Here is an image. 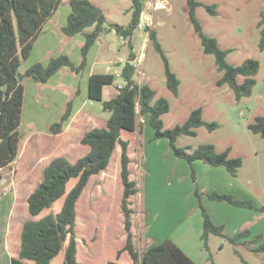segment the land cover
Wrapping results in <instances>:
<instances>
[{
	"label": "rangeland",
	"instance_id": "374dc122",
	"mask_svg": "<svg viewBox=\"0 0 264 264\" xmlns=\"http://www.w3.org/2000/svg\"><path fill=\"white\" fill-rule=\"evenodd\" d=\"M91 1L103 9L107 21L89 50L87 65L79 76L64 67L69 70L59 72L60 78L59 74L53 75L46 83L36 82L27 76L22 78L24 100L19 125V154L13 163L2 169L0 179V264H11V258L20 249L22 224L30 218L28 197L42 181L44 167L57 155L74 161L85 154L88 147L81 142L84 133L105 125L111 115L110 111L103 109L101 101H91L84 91L78 92L80 86L83 87L81 77L92 73H115V82L105 88L103 100L114 97L117 87L125 83L120 75L121 69L132 51L136 53L135 81L148 83L157 92L155 99L165 97L170 103V110L161 116L165 128L184 123L192 110L198 107H202L207 123H218L213 130L201 125L196 129V135L179 136L178 146H188L193 150L202 143H213L218 151L230 147L231 157L243 159L236 176L226 174L230 180L217 172L219 170L214 166L203 164L214 169L210 172L209 169L204 171L194 166L197 182H200V186L197 182L196 185L204 193L203 196L208 199L206 191L216 184L226 192L230 189L236 197L251 199L256 207L262 209L246 208L250 234L243 241L256 239L255 243L242 242L236 247L227 238L211 234L209 244L212 251H207L201 239L204 228L201 208L190 212L184 220L192 200L185 195L187 187L180 186L176 177L185 173L184 165H189L184 159L178 164L168 138H155L148 116L139 115L135 131L123 134V138L129 141V155L132 157L131 178L136 180L139 190L133 203L136 210L133 214L136 246L142 249L140 240L146 245L143 242L144 219L146 224L151 222L150 234L155 239L172 231L169 238L181 245L184 240L199 264H264V252L253 249L264 244V136L249 128L257 116L264 115V50L259 48L261 27L258 24L264 14V0H199L204 4H216L218 13L211 14L205 5L196 9L203 30L216 37L222 49H231L227 55L229 63L239 65L250 57L259 60L260 68L252 94L241 99L236 98L229 85H217L222 72L217 67L214 54L204 50L189 18L187 0H143V19L131 41L111 29L110 24L127 26L130 23L132 0ZM70 12V0H62L36 38L30 56L22 60L20 74H24L32 64H47L52 57L60 54H68L76 64L79 63L77 60L82 58L81 46L85 36H69L62 31ZM147 27L157 30L170 66L180 79L178 95L167 87L164 61L152 45ZM107 52L111 55H106ZM242 80L243 77H239V81ZM71 99L81 106L74 105L72 115L61 132H51L50 125L60 120ZM120 172L119 145L109 167L91 176L78 201L75 231L78 259L84 264H103L105 258L113 256V245L126 241ZM74 182L72 180L69 186ZM195 196L198 199L196 193ZM207 201L214 216L227 222L232 231L236 224L234 214L221 202ZM59 205L56 203L51 210L57 211ZM230 216L231 220L228 219ZM122 226L123 230H120ZM231 231L226 232L229 234ZM64 253L65 247L51 264L62 260Z\"/></svg>",
	"mask_w": 264,
	"mask_h": 264
},
{
	"label": "trees",
	"instance_id": "16d2710c",
	"mask_svg": "<svg viewBox=\"0 0 264 264\" xmlns=\"http://www.w3.org/2000/svg\"><path fill=\"white\" fill-rule=\"evenodd\" d=\"M62 0H0V179L2 169L13 163L19 154L20 132L19 125L22 117L24 76L39 83H46L62 68L80 73L87 65L89 50L97 41L104 29L106 20L103 9L91 0H70L71 12L66 24L62 27L64 34L73 36L83 34L85 42L81 46V61L76 64L68 54L52 57L47 64L36 62L29 66L24 74H20L19 67L22 60L27 59L34 46V42L41 33L45 23L55 14ZM132 17L125 26L111 23L123 38H131L141 24L144 9L143 0H132ZM189 18L198 33L206 53L214 54L218 69L222 76L217 85L227 84L233 90L237 99L252 94L257 80L260 62L256 58H247L241 64L228 62L227 55L231 49H222L216 37L208 35L196 16V9L205 5L211 14H217L216 4H204L199 0H187ZM261 40L259 48L264 50V14L259 21ZM94 27L88 31L89 27ZM152 45L161 54L164 61L166 83L169 90L179 94L180 79L170 66L169 59L158 39L156 29L147 27ZM136 53L132 51L121 69V76L125 83L117 87L114 97L103 100L104 87L113 85L116 74L112 72L92 73L88 77L87 95L91 101H101L104 110L111 115L105 125L93 127L84 133L81 142L88 147L85 154L72 161L64 155L53 157L44 167L42 181L28 197V212L30 218L22 224L20 249L11 258V264H51L53 259L65 247L64 259L60 264H82L78 259V240L75 231L78 201L82 196L91 176L105 171L117 149L121 146V172L123 195L121 209L124 215L125 231L127 234L125 245L117 250V256L128 252L133 264H196L172 239L151 245L140 252L135 246L133 233V197L137 194L136 180L131 178V158L129 155V141L123 138L124 132H133L140 116H148L150 125L154 129L155 138H168L174 155L185 159L191 167L192 178L196 182L194 162L201 160L212 166H225L234 176L243 164L241 157H231V148L218 151L213 143H202L195 149L177 145L179 136L196 135V129L207 125L210 130L218 127L217 122L207 123L203 118L202 107L192 110L189 118L182 124L165 128L162 115L170 110V103L165 97H156V90L148 83H138L134 79ZM239 77H243L239 81ZM155 99V100H154ZM73 100H68L60 120L50 125V131L59 133L64 124L71 117ZM254 133L264 136V115L256 117L255 122L249 124ZM75 180L70 187L69 184ZM195 193L199 199V207L204 217L201 239L208 249V239L211 234L227 238L238 245L241 239L249 236L248 229L239 231L235 235H227L224 226L216 224L203 203V194L196 185ZM210 199L227 201L240 207L256 208L251 199L235 198L229 193L218 191L206 192ZM59 203L57 211L51 210ZM48 211V212H46ZM46 212V213H44ZM44 213V214H43ZM43 214V215H42ZM256 239H246L245 243H255ZM66 245V246H65ZM263 251L264 244L253 248ZM240 256V252L236 249ZM108 264H122L111 260Z\"/></svg>",
	"mask_w": 264,
	"mask_h": 264
},
{
	"label": "crops",
	"instance_id": "0c3cea01",
	"mask_svg": "<svg viewBox=\"0 0 264 264\" xmlns=\"http://www.w3.org/2000/svg\"><path fill=\"white\" fill-rule=\"evenodd\" d=\"M49 21V20H48ZM47 21V22H48ZM46 22V23H47ZM45 23V24H46ZM63 27V26H62ZM109 49H107V51H108ZM110 51V50H109ZM106 55H108V54H110V52H107V53H105ZM111 55V54H110ZM109 56V55H108ZM112 57V56H111ZM81 61V60H80ZM80 61H78L77 60V62H79L80 63ZM76 62V61H75ZM78 63V64H79ZM63 70H69V69H65V68H62L59 72H61V71H63ZM59 72H57V74H59ZM72 72V74H74V75H77V76H79V73H76V72H74V71H71ZM63 73V72H62ZM60 76H61V73L58 75V78H60ZM90 76V74L88 75V76H85V77H81V79H82V83H83V87H82V85L80 86V88L78 89V92H79V90L82 92V91H84V93H85V95L88 97V95H87V88H88V77ZM108 85H106L105 87H104V91H105V88L107 87ZM85 89V90H84ZM117 93V92H116ZM116 93L114 94V95H116ZM73 100V107H74V105L76 106V105H80L81 106V104H77V103H75L74 102V99H72ZM76 100V99H75ZM90 100V99H89ZM82 103V102H81ZM135 131V130H134ZM133 131V132H134ZM117 149H118V147H117ZM116 149V150H117ZM175 156V155H174ZM176 157V156H175ZM174 157V161L175 162H177V159L176 158H178V157H176L175 158ZM178 164L181 162L180 160H182V158H178ZM185 160V159H184ZM131 161H132V157H131ZM186 161V160H185ZM187 162V161H186ZM200 162H203V161H201V160H197V161H195L194 162V166L196 167V168H198V169H202V170H207V169H209V167H206V165H203V164H207V163H205V162H203V163H200ZM133 163V162H132ZM188 163V162H187ZM132 165V164H131ZM184 165V164H183ZM188 165H189V167L188 166H186V165H184L185 167H184V169H185V173L182 175V174H180V175H178L176 178H177V183H179L180 184V186H182V185H184V186H186L187 187V190H186V193H185V195H186V197H188V198H190L191 200H192V203L190 204L191 206H189L188 208H187V214L184 216V220H186L185 218L190 214V212H192L193 210H195V209H197L198 207H199V199H197L196 198V196H195V193H194V191H195V186H196V182L197 181H199L198 180V176L196 175V177H197V180H196V182H194L193 181V179L191 178V167H190V164L188 163ZM207 165H209V164H207ZM210 166H212V165H210ZM215 168H218V170L219 171H217V172H219V173H221L222 174V176H225V178H227V180H230V172L227 170V168L225 167V166H214ZM212 167H210V169H209V172H210V170L212 171V170H214V169H211ZM132 169V168H131ZM190 171V172H189ZM173 176H175L176 175V173L174 172V171H172V173H171ZM197 174V173H196ZM226 174H229V175H226ZM238 174V173H237ZM232 176H234V175H232ZM185 178H187V179H185ZM184 180V181H183ZM187 182V185H185V183ZM198 183V182H197ZM199 184V186H200V182L198 183ZM205 190H207L206 188H205ZM213 191H218V192H220V193H229V194H231L230 192H231V190L230 189H228L227 190V192H226V190H223V188H220V186L219 185H214V184H212V186L210 187V189L209 190H207L206 192H213ZM139 193V191L137 192V194ZM136 194V195H137ZM135 195V196H136ZM233 195V194H232ZM134 196V197H135ZM234 196V195H233ZM134 197H133V202H134ZM235 198H239V197H236V196H234ZM239 199H242V198H239ZM207 200H212V201H217V202H221V204H224V205H222V206H224V208H227V209H229V211L231 212V214L233 215L234 214V216H235V218H236V221H235V226L233 227V230L231 231L228 227H227V222H225V221H223V220H219V218H217V217H215L214 216V214H213V212H211V206H210V203H208V201ZM203 203H204V205L206 206V208H207V210H208V212H209V214H210V216H211V218H212V220L216 223V224H221V225H223L224 226V231H225V233L227 234V232L226 231H231L229 234H227V235H235L236 233H238L239 231H242V230H245V229H247V223L249 222L248 221V219H247V215H248V212H247V210H246V208L247 207H240V206H236V205H234V204H231V203H229V202H227V201H218V200H213V199H210V198H206V195H204L203 196ZM211 204H213V203H211ZM227 204V205H226ZM134 205V204H133ZM226 206H228V207H226ZM232 206H235L236 208H239V209H233L232 208ZM134 207V206H133ZM200 208V207H199ZM134 209H135V207H134ZM232 210V211H231ZM135 212H136V210H135ZM145 217H146V215H145ZM148 217V216H147ZM231 217L232 216H230V218H228L229 220H231ZM183 220V221H184ZM181 221V220H180ZM227 221V220H226ZM241 222V223H240ZM142 226H143V228L145 229V230H143L144 231V234H143V242H145L146 243V245H143L142 244V241L140 240V244H141V247H142V249H140V248H138L137 246H136V242H135V246H136V248L138 249V251H140V252H142V251H144V250H146V249H148L151 245H154V244H158V243H160V242H162V241H164L165 239H167V238H169V237H171V234L173 233L172 231H170V232H166L165 234H163V236H158L157 237V239H155L154 237H153V235H151L150 234V232H151V222L150 223H148V224H146V221H144V219L142 220ZM180 224H182V223H180ZM180 224L178 225V226H176V227H179L180 226ZM240 224V225H239ZM177 225V224H176ZM133 227H134V225H133ZM125 229V228H124ZM120 230H123V226L121 227V229ZM123 232V231H122ZM124 232L126 233V231L124 230ZM134 234H136V232L134 233ZM125 236H126V234H125ZM135 239V238H134ZM171 239V238H170ZM209 241H210V236H209V239H208V249H207V251H209V250H211V246H210V244H209ZM242 241H243V239H241L240 240V242H239V244L238 245H235L236 247H238L241 243H242ZM174 242L175 243H177L180 247H181V249L192 259V260H194L195 261V263L196 264H199L198 263V261H197V259L195 258V257H193L191 254H190V252H189V250H188V248H187V245L185 246V242H184V240H183V243L184 244H182L181 245V243H178V242H176L175 240H174ZM125 243H126V241L125 242H119L118 244H115V245H113V247H112V249H113V256H110V257H108V258H105V260H103V264H108V262L109 261H111V260H116V261H118V262H120V263H122V264H133V260L131 259V257H130V255H129V253L128 252H122L121 253V255L120 256H117V250L118 249H120V248H122L124 245H125ZM223 247V246H222ZM221 247V248H222ZM212 251V250H211ZM124 253H127V254H124ZM210 255V254H209ZM210 258H212V255L210 256ZM64 259V258H63ZM63 259L62 260H60L57 264H60L62 261H63ZM82 264H84L83 262H82Z\"/></svg>",
	"mask_w": 264,
	"mask_h": 264
},
{
	"label": "water",
	"instance_id": "95a60500",
	"mask_svg": "<svg viewBox=\"0 0 264 264\" xmlns=\"http://www.w3.org/2000/svg\"><path fill=\"white\" fill-rule=\"evenodd\" d=\"M141 19H143V14L141 15Z\"/></svg>",
	"mask_w": 264,
	"mask_h": 264
}]
</instances>
